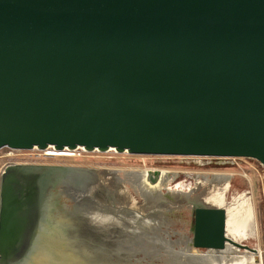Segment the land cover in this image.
<instances>
[{
	"label": "water",
	"instance_id": "1",
	"mask_svg": "<svg viewBox=\"0 0 264 264\" xmlns=\"http://www.w3.org/2000/svg\"><path fill=\"white\" fill-rule=\"evenodd\" d=\"M6 147L248 158L264 168V0H0ZM110 176L8 164L0 264L94 262L57 252L91 247L80 226L53 223L51 191L77 204V219L95 218ZM193 216L190 249L224 250L227 211L196 205Z\"/></svg>",
	"mask_w": 264,
	"mask_h": 264
},
{
	"label": "rangeland",
	"instance_id": "2",
	"mask_svg": "<svg viewBox=\"0 0 264 264\" xmlns=\"http://www.w3.org/2000/svg\"><path fill=\"white\" fill-rule=\"evenodd\" d=\"M56 152L54 148L48 150L3 148L0 150V173L8 164L13 163L119 170L117 174L121 180L123 179V183L119 180L116 186L121 191L120 194H124L115 202L119 206L121 205L120 208L129 211V213H125V216L134 214L136 218H145L156 214L161 218L166 217L169 222L168 228L177 233L165 239L164 229L160 232L162 233L161 236L152 234L154 238H150L142 235V237L131 241L129 244H121L120 247L121 249L131 247L136 251L146 249L151 252H86L88 256L95 258L94 262L96 264H98L97 260H101L97 258L102 255L104 263L108 261L107 259H110L107 264H120L122 262L119 259L122 257L131 259V264H191L182 253L206 255L208 250L190 249V241L179 242V239L181 236L189 239L193 237L194 201L197 205L211 207V204L206 201L205 195L208 192L219 190L216 186L219 185L218 183L224 187L223 206L226 207L227 211L229 209L231 214H233L231 207L234 202L245 199L252 200L258 226L255 238H247L241 241V244L256 249V252L242 250H240V253L224 252L225 264H244L243 261L246 258L250 260L254 256H257L259 260L261 259L262 264H264V168L258 161L248 158L201 159L197 157L144 156L121 154L115 150L105 153L99 151L88 152L84 149ZM154 169L168 172L170 175L167 184H159L155 188L150 187L151 189L160 190L159 193L163 196L168 194L170 196L171 193L177 196L179 192H184L195 200H183V202L177 203L178 205L171 207H167L163 200H158L159 202L152 204L149 198L144 197L139 189L141 188L140 185H136L131 180L129 171L137 170L142 173ZM146 182L147 185L153 186L148 179H146ZM121 184L122 186H120ZM225 185L228 187L226 188ZM146 192L150 193L147 189ZM152 194L155 195L156 193L153 191ZM172 198L174 196H170L169 200ZM113 226L115 227V225ZM113 226L109 227L112 228ZM229 234L228 238L232 239L233 232L231 229H229ZM109 239L108 236L94 235L88 240L91 248H114L112 243H108ZM105 240L107 241L104 243ZM180 249L183 251L182 253L179 251ZM98 254L101 255L98 257ZM112 254L113 256H109ZM230 260L231 262H229Z\"/></svg>",
	"mask_w": 264,
	"mask_h": 264
},
{
	"label": "flooded vegetation",
	"instance_id": "3",
	"mask_svg": "<svg viewBox=\"0 0 264 264\" xmlns=\"http://www.w3.org/2000/svg\"><path fill=\"white\" fill-rule=\"evenodd\" d=\"M102 169V168H100ZM104 170V169H103ZM152 171H144L142 173H138L140 175H148L151 177L153 174L151 173ZM168 172L161 171V175L157 179V183L152 184L149 179L148 181L150 182L151 185H147V182L142 179H138L137 182L140 185L139 188L141 192L144 194L145 197L150 199V202L156 203L158 200H163L167 207H171L173 205H176L179 202H183V200H190V195L188 193L184 192H179L178 195L176 196L174 193H171V197H177L179 198L182 194H188V196L182 197L179 201L178 200H169V194L168 195H162L159 193L160 190H153L152 188H155L156 186L160 185H165L167 184V181L163 175ZM138 178V177H137ZM119 183V181H118ZM123 183V182H122ZM218 189L215 192H208L205 195L206 201L211 204V207L214 208H224L226 207L223 206L224 202V193H223V186L222 184L218 183ZM109 186V188H108ZM122 186V184L120 185ZM149 186V187H148ZM226 188L228 187L225 185ZM145 188V189H143ZM146 189L149 190L150 193L146 192ZM118 191V192H117ZM155 192L156 194L153 195L152 192ZM53 197H54V209L52 212V215L54 217V224H57V222H64L67 223L68 221L75 223L76 225L80 226L83 231H86V234L89 237H93L94 235L97 236H105L109 239V244L112 243V246L114 248H83V249H65V250H60L57 252H151L150 250H135L132 249L131 247H124L126 249H121V244L125 243H130L131 241H135L137 238L142 237V235H146L150 238H154L155 235H160L161 231L164 229V234H165V239L170 238L171 236L176 235V232L171 231L168 228V220L166 217H159L156 214L150 215L145 218L141 217H135L134 214H130L129 216H125V213H129L128 210H124V208H120L117 202H115L118 198L120 199L122 194L121 191L118 189L116 184H114L112 179H108L106 184H103V193L101 194V200L99 201V215L98 217L95 218H90V217H85L82 214V218L77 219L75 217V214H77V210H75V205H77L70 197L65 195L61 188H57L51 191ZM173 195V196H172ZM198 196V195H197ZM213 197V198H212ZM148 199V200H149ZM193 201L195 200L194 198L192 199ZM159 202V201H158ZM178 205V204H177ZM196 201H194V206H196ZM124 207V206H123ZM177 207V206H176ZM175 207V208H176ZM110 210H114L119 214V216H109L106 213ZM231 210L233 214L230 213V210L228 209V236L229 234V229L232 230L233 236L232 240L241 243L242 240H245L247 238H255L257 236V231H258V226L255 220V215H254V210H253V205H252V200L251 199H245L241 201H236L234 202L233 206L231 207ZM106 212V213H105ZM231 214V215H230ZM91 220V223H90ZM115 225L112 228L109 226ZM137 230H145V233L139 232L137 234ZM154 234V236L152 235ZM144 237V236H143ZM146 239V238H145ZM191 241L189 238H186L184 236H181L179 239V242L183 241ZM107 240L104 241V243ZM121 241L123 243H121ZM184 245V244H183ZM226 247L228 248L225 250V252H239L240 249L238 248H233L232 246H228L226 244ZM236 249H238L236 251ZM180 252H183L181 249L179 250ZM159 252V251H155ZM209 252V251H208ZM242 255V254H241ZM256 255V254H255ZM110 256H113L110 255ZM255 257V256H254ZM257 257V256H256ZM103 255L99 259L98 264H107L110 259H107L108 261L103 262ZM122 263L120 264H131V259H126V258H120L119 259ZM92 264V262L90 263ZM96 264V263H94Z\"/></svg>",
	"mask_w": 264,
	"mask_h": 264
},
{
	"label": "bare ground",
	"instance_id": "4",
	"mask_svg": "<svg viewBox=\"0 0 264 264\" xmlns=\"http://www.w3.org/2000/svg\"><path fill=\"white\" fill-rule=\"evenodd\" d=\"M111 150H114V149H111ZM55 152H56V150H55ZM64 152V151H63ZM56 153H58V151L56 152ZM102 171H105L106 172V174H107V176H110V178L108 177L107 178V180L108 179H112L113 180V182H114V184H118V181H119V178L117 177L118 176V174H117V172L119 171V170H107V169H101ZM129 173H130V178H131V180L132 181H134L135 182V184L136 185H138V182H137V180L140 178V179H142V180H145L146 181V179H149V176L148 175H145V174H143V175H140V174H137L138 173V171L137 170H133V171H129ZM140 175V176H139ZM136 176H139L138 178L136 177ZM164 177H162V178H165L166 179V181H167V183H168V179H169V173H166V174H164L163 175ZM218 176V175H217ZM190 177V176H189ZM206 177V176H205ZM204 177V178H205ZM191 178V177H190ZM123 180V179H122ZM224 180V179H223ZM203 181V180H202ZM215 181V180H214ZM140 184V183H139ZM178 186H179V184H178ZM182 187V186H181ZM108 188H109V186H108ZM143 189H145V188H143ZM118 192V191H117ZM184 196H188V194H182L179 198H177V197H174V198H172L171 200H180L182 197H184ZM213 198V197H212ZM153 216H155V215H153ZM139 232H141V233H145V230H137V234L139 233ZM183 241V240H182ZM121 243H123L122 241H121ZM180 244V243H179ZM182 244H184V243H182ZM181 244V245H182ZM226 244H228V246H232L233 248H238V249H240V250H242V251H250V252H256V249H253V248H250L248 245H243V244H241V243H238V242H236V241H234V240H232V239H229L228 238V242L226 243ZM228 248L226 247L224 250H210L209 252H207V254L206 255H204V256H201V255H196V254H189V253H187V252H185V253H182V254H184V256H186V258H187V260L191 263V264H225V257L223 256L224 255V252H225V250H227ZM101 254H98V257L100 256ZM110 256V255H109ZM230 256H231V254H230ZM100 257H102V256H100ZM99 257V258H100ZM93 261H95V258L94 257H90ZM99 258H97V259H99ZM122 258H124V257H122ZM91 262V261H90ZM90 262H89V264H90ZM97 262H98V260H97ZM229 262H231V260L229 261ZM94 263H96V262H94ZM232 264V263H231ZM259 264H262V262H261V259H260V263Z\"/></svg>",
	"mask_w": 264,
	"mask_h": 264
},
{
	"label": "built area",
	"instance_id": "5",
	"mask_svg": "<svg viewBox=\"0 0 264 264\" xmlns=\"http://www.w3.org/2000/svg\"><path fill=\"white\" fill-rule=\"evenodd\" d=\"M197 158H201V159H209V158H212V159H224V158H215V157H197ZM3 171H4V169L1 170L0 178H1V175H2ZM150 171H152L151 173H152L153 175H154L156 172H159V174L161 175V171H160V170L154 169V170H150ZM169 175H170V173H169ZM226 211H227V209H226ZM227 213H228V212H227Z\"/></svg>",
	"mask_w": 264,
	"mask_h": 264
}]
</instances>
